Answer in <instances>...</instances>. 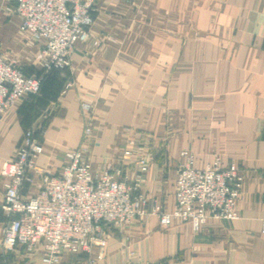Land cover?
<instances>
[{
  "label": "crops",
  "instance_id": "0c3cea01",
  "mask_svg": "<svg viewBox=\"0 0 264 264\" xmlns=\"http://www.w3.org/2000/svg\"><path fill=\"white\" fill-rule=\"evenodd\" d=\"M14 9L0 0V52L27 74L41 45L21 30ZM93 39L104 42L95 48ZM32 128L45 150L36 165L53 174L83 145L95 172L122 168L133 183L138 158L148 156L141 183L148 212L154 201L175 208L183 153L198 168L219 159L244 176L237 220L211 219L195 232L189 222L162 226L149 214L107 228L102 252L94 245L64 253L58 264H264V0H100L71 66L45 76L38 96L0 118V167ZM30 175L26 197L38 191ZM5 183L0 175V204ZM5 222L0 209V240ZM11 258L43 264L41 253Z\"/></svg>",
  "mask_w": 264,
  "mask_h": 264
},
{
  "label": "built area",
  "instance_id": "2783aa9c",
  "mask_svg": "<svg viewBox=\"0 0 264 264\" xmlns=\"http://www.w3.org/2000/svg\"><path fill=\"white\" fill-rule=\"evenodd\" d=\"M8 1L15 3L21 30L43 46L38 55L43 75H27L14 60L0 52V118L17 102L38 96L45 75L71 66L76 44L91 37L100 0ZM103 42L91 41L95 48ZM81 108L89 112L91 106L82 103ZM91 135V127L86 126L84 139ZM44 151L43 144L35 138V129H29L14 157L3 161L0 167V175L6 180L0 204L6 216L0 264H16L11 257L17 252L41 253L43 264H58L64 253H88L94 245L100 246L102 252L107 228H117L149 214L159 216L162 226L171 225L174 219L189 222L195 232L211 219L239 218L236 201L244 176L234 163L223 167L215 159L198 168L193 156L183 153L185 161L177 172L175 208L168 212L154 201L148 212L150 201L141 192L150 166L148 156L138 158L139 173L132 183L122 168L95 172L86 146L68 150L54 174L36 165ZM30 170L38 176V191L26 197V185L32 183ZM261 234L264 235V220Z\"/></svg>",
  "mask_w": 264,
  "mask_h": 264
},
{
  "label": "rangeland",
  "instance_id": "374dc122",
  "mask_svg": "<svg viewBox=\"0 0 264 264\" xmlns=\"http://www.w3.org/2000/svg\"><path fill=\"white\" fill-rule=\"evenodd\" d=\"M30 38H31V41L33 44H35V45L40 44L41 47L34 56V61H33L34 64L32 63L30 65H26L24 68L27 72V75H29V76H42L43 75V73H42L43 72L42 61L38 58V55H39L40 51H42L43 46L40 42L35 40V38L32 35H30ZM39 68L41 69V71H38ZM27 186H30V185L27 184L26 188H27ZM1 252H2V246H1V240H0V256H1ZM26 256H31V254H28Z\"/></svg>",
  "mask_w": 264,
  "mask_h": 264
},
{
  "label": "trees",
  "instance_id": "16d2710c",
  "mask_svg": "<svg viewBox=\"0 0 264 264\" xmlns=\"http://www.w3.org/2000/svg\"><path fill=\"white\" fill-rule=\"evenodd\" d=\"M50 74V73H49ZM48 75V74H47ZM47 75H45V76H47ZM45 76H44V78H45ZM44 82V81H43ZM43 85V84H42ZM33 98H35V97H33ZM33 98H30V99H33Z\"/></svg>",
  "mask_w": 264,
  "mask_h": 264
}]
</instances>
